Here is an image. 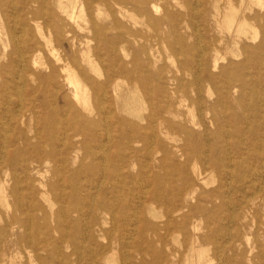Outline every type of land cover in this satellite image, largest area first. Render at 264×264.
Instances as JSON below:
<instances>
[{
	"label": "rangeland",
	"instance_id": "1",
	"mask_svg": "<svg viewBox=\"0 0 264 264\" xmlns=\"http://www.w3.org/2000/svg\"><path fill=\"white\" fill-rule=\"evenodd\" d=\"M1 1L0 87L9 59L15 85L9 101L0 98V185L8 211L24 226L14 230L12 243H0L2 264H264V0H130L121 7L113 0H89L87 6L78 0L83 20L76 23L54 5L44 10L54 13L59 33L43 20H28L26 35L38 40L41 26L56 54L66 49L79 58L86 46L90 55L96 47L104 53L110 46L93 34L96 28L113 40L120 62L136 60L138 82H119L121 96L136 97L132 108L141 120L118 115L108 98L110 115L95 132L99 144L91 147L96 164L90 177L72 174L82 161L92 163L77 147L81 137L74 138L66 169L42 162L37 176L25 170L27 158L60 152L70 132L57 130L51 145L40 116L31 113L39 109L25 100L17 78L23 75L17 57L23 6ZM240 21L252 29L246 37L235 32ZM42 54L53 63L44 47ZM89 105L92 114L82 115L97 119L98 106L92 99ZM117 119L125 121L118 130ZM130 121L144 131L129 129ZM117 155L123 162L114 160ZM237 173L244 174L243 182ZM28 177L35 182L26 186ZM30 186L46 196L31 195ZM154 190L162 200L151 201ZM71 194L78 213L68 218ZM4 205L0 226L8 220Z\"/></svg>",
	"mask_w": 264,
	"mask_h": 264
},
{
	"label": "bare ground",
	"instance_id": "2",
	"mask_svg": "<svg viewBox=\"0 0 264 264\" xmlns=\"http://www.w3.org/2000/svg\"><path fill=\"white\" fill-rule=\"evenodd\" d=\"M12 1L13 0H2L1 4L2 5L4 4V6L6 7L9 5L11 6L13 5ZM63 1H65L64 6H63ZM113 1L115 6H119V7L126 6L127 4H131L130 0H113ZM252 1H254L258 5H260L261 3L260 2L261 0H252ZM142 2L144 3L145 0H142ZM90 3L91 1L86 0L84 5L87 6ZM17 4L23 6V9H21V11L17 13L18 17H20L19 26L23 27L22 34L24 36V40L22 42V50L19 51L18 49V54H17L18 62L19 65H21L22 67L21 71L23 72V75H18L17 78L18 81L21 82L22 84V89H23L22 93H24V98L29 103V105H32L39 109V111L31 112V113L34 115L37 114L38 117L40 116L39 117L40 125L44 129V135L47 132L48 135L47 141L49 140L51 145H53L55 139L56 140L58 139V137L55 135L57 130L60 129L66 133L70 132V134L68 135L69 138H67V136L64 135L65 136L64 139L66 141L65 143H63L60 152L57 153L52 149L53 151H50L45 155L37 154V157H35L34 160L31 158L30 159L27 158L25 161L28 164L25 170L28 171L29 172L28 174L32 177L39 175L40 170L38 169V165L41 164L42 162L46 164L51 163L52 168L55 167L58 163H60L61 166L64 165L63 167L65 168L69 164V162H71L72 160L71 152L73 151V148L76 147V144H74V138L81 137V142L77 147L83 148L85 150L84 151L85 157L87 159L89 158L92 163L85 164L82 161L78 166V168L74 170V172H72V174L74 176L84 174L87 175V177H90L93 175L91 174V170H93L96 164V162H94L96 161V154H94V152L91 150V147L94 148L96 147V144H99L95 138V132L98 131L100 127H103L100 121L106 120L110 115V111L105 110L104 107V105H106L105 102L109 100L108 98L112 99L114 105L116 106L118 115L120 112H124L125 114L131 116L132 118H135L139 121L141 120L139 118L138 110L132 108L133 102L137 101L135 100L136 97L131 93L129 95L121 96L123 88H122V83L119 82L120 79H124L126 81H131V82L133 81L136 83L138 82V77L136 75V71H137L136 60L135 59L131 60L129 65L120 62L116 54V47L113 40L105 39L106 35L105 33H102L104 32V30H97L96 28L93 29L92 31L93 34L95 35L97 34L98 36L105 37L103 38L102 42H104L106 46H110V47L107 50H105L104 53H100L101 49L99 47H96L95 50L92 52V55H90V51L86 46L85 50H82L79 58H77L74 52H72L70 56H67L66 49H63L61 54H56L51 47L49 37L44 36V34L42 33L41 26L36 27L38 40L32 36L30 37L26 35L25 26L26 23H28V20H31L33 22L38 20H43L46 28L49 31H54L55 33H59V29L54 24V19H55L54 13L51 11L50 12L47 11L48 13L44 11L46 10V7H48V5H52V6L54 5L56 8L60 10L61 15H63L66 19H68L73 23H76L77 21H82L83 5L79 4L78 0H70V1L69 0H17ZM28 6H30L31 8H28ZM33 6H36L38 10H42V12L36 9H32ZM258 7L260 8V6ZM216 10L217 9H215V11ZM101 15H102L101 12L97 9V13H96L97 18H100ZM119 16L121 18H124V14H122L121 12H119ZM108 17H112V15L110 16L108 15L107 18ZM5 19L7 20L6 17ZM113 21H115V19H113ZM233 22H234L233 20L230 21L229 23L230 28ZM92 24L94 25V23ZM236 26L237 29L235 32L245 37L248 36L252 31V29H250L249 26L243 21L237 23ZM6 35L7 37L10 36L11 38H13L14 37L13 29L8 28L6 31ZM42 47L46 49L47 54L49 57L52 58L53 63L50 62L42 54ZM70 47L72 50L74 49L73 45ZM14 51H17V49L14 48L13 52H10L8 54V57L13 55ZM13 63L14 62L11 59H9L8 64L5 66V72L3 75L4 83L3 86L0 87V98L3 101L10 100V97L12 95V90L15 85L14 82L15 78L13 74H11L10 72L11 71L10 66H12ZM98 64L100 65L103 64V68H101L103 69V73H101L96 69ZM28 65L31 68H28ZM144 80H146V78H144ZM90 99H92L94 104L98 106L97 111L95 112L97 119H90L86 116H83L81 113L83 110L86 111L89 115L92 114L93 111L89 107ZM130 101H132V103H130ZM121 102L123 109L120 110L119 105L121 104ZM117 122H119V124L115 123V126L116 129L118 130L121 127L120 124H122V122L125 121L117 119ZM126 126L133 131H136L137 129H139L142 132L144 131L141 128H136L133 121L127 122ZM41 138L42 136L40 135L39 139ZM87 146L90 147L88 148ZM114 160H117V162H123L124 159L121 155L120 156L117 155L116 158L114 157ZM25 161H22V163H24ZM68 174L71 173L69 172ZM243 176L244 174L241 175L240 173H237L235 179L237 181L243 182L244 180L242 179ZM29 179L30 177L26 178L24 181L26 186H29L31 182H35V180L32 179L30 180L31 182H29ZM68 182H69L68 185L71 186L72 180ZM39 186L42 185L39 184ZM29 190L31 195L38 194L41 197L46 196L43 192L38 193L33 188V186ZM73 194L69 196V200L71 204H70V208H68L67 210L68 212L65 214L67 215L69 213L68 218L71 215L73 214L77 215L78 213V212L76 213V206L78 205V203L75 202V197ZM150 197H151L150 198L151 201L158 202L162 200L161 196H159L155 190L151 191ZM0 202L2 204H5L4 206L7 207L6 213L8 215V220L3 222V225L0 226V243L3 244H5L4 242H6V244L12 243L11 241L15 236L14 230L16 228L23 229L24 227L23 220L17 216L14 210L8 211L6 197L4 196L2 185H0ZM180 209L181 208L179 209L175 208L172 212L179 213ZM104 210H105L104 208L102 209L98 208L97 211L103 212ZM20 215L23 216L22 214ZM52 217L54 216L52 215ZM241 219L243 222L245 221L244 215L242 216ZM1 222L2 221L0 220V223ZM55 222L56 223L54 226V232L59 234L61 227L59 226L58 220H55ZM93 222L95 221L93 220ZM243 225L244 224H242V226ZM6 233H9L11 238L9 240H5L4 238V240L2 241L1 236ZM32 243L35 245L39 244L37 241L34 240L32 241ZM193 244L194 241L191 243V247H190L191 252H193V247H192ZM199 254L201 253L199 252ZM1 257L2 259L0 260V264L3 263V259L5 257L4 252L1 254ZM199 260L200 258L197 259V262H199ZM8 264H12V263L10 262ZM37 264H44V262H38Z\"/></svg>",
	"mask_w": 264,
	"mask_h": 264
}]
</instances>
